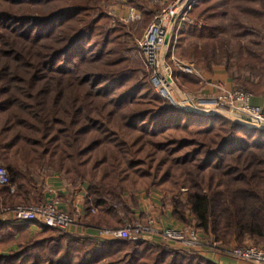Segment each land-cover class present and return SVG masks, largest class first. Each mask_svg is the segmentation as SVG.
<instances>
[{"label": "trees", "instance_id": "obj_1", "mask_svg": "<svg viewBox=\"0 0 264 264\" xmlns=\"http://www.w3.org/2000/svg\"><path fill=\"white\" fill-rule=\"evenodd\" d=\"M116 3L142 19L112 26ZM158 9L147 0H0V163L10 181L0 185V203H43L45 178L58 174L72 189L86 188L95 228L122 227L134 213L129 191L141 190L171 194L174 227L197 219L221 241L220 251L230 239L263 238L264 130L186 112L157 93L137 40ZM228 13L264 27V0H199L189 17L207 24L187 25L182 38L213 43L224 31L214 21ZM187 50L177 56L209 70L197 44ZM238 51L239 71L253 78L245 89L260 88L253 71L264 81V58ZM178 77L204 88L194 75ZM31 224L0 222V264H217L203 254L210 245L187 251L144 239L97 242Z\"/></svg>", "mask_w": 264, "mask_h": 264}, {"label": "built area", "instance_id": "obj_2", "mask_svg": "<svg viewBox=\"0 0 264 264\" xmlns=\"http://www.w3.org/2000/svg\"><path fill=\"white\" fill-rule=\"evenodd\" d=\"M199 0H150L160 6L139 40V45L151 73V80L157 93L174 107L186 112L204 116H219L247 128L264 130V105L253 104V95L242 89H228L212 84L194 66L176 56L179 38L187 23L192 22L189 15ZM128 19H138L133 8L128 9ZM179 74L194 75L202 84L213 85L214 93L200 92L191 95L184 91L178 80ZM183 88V89H182ZM10 183L7 171L0 166V185ZM15 185H10L13 193ZM57 198L50 202L2 206L0 219L43 224L55 230L69 232L76 218L60 209ZM91 213L97 209L90 208ZM151 223V222H149ZM196 233V232H195ZM194 230L181 231L175 228L159 230L153 225L126 222L122 227L98 230L94 240L128 239L132 241L150 240L158 236L162 243L174 247L193 250L202 245L197 241ZM187 237V238H186ZM208 245V244H207ZM223 252L238 260L264 264V249L257 247L223 249Z\"/></svg>", "mask_w": 264, "mask_h": 264}, {"label": "rangeland", "instance_id": "obj_3", "mask_svg": "<svg viewBox=\"0 0 264 264\" xmlns=\"http://www.w3.org/2000/svg\"><path fill=\"white\" fill-rule=\"evenodd\" d=\"M148 3H150V0H147ZM133 8L132 6H126L123 7L119 4H111L109 7L110 15L112 16L111 19V25L114 26L118 23L127 24L130 26L135 25L140 19H142L143 16H139L138 19H128V9ZM134 9V8H133ZM192 22L190 24H195L197 22H200L202 24H207L203 18H195L193 16V19H191ZM152 19L149 21L147 27L151 24ZM214 21V24H219L224 26V31L220 32L216 35L214 38V42H206L204 43L205 39H202L201 37H198L196 35H191L190 33L184 34V37L181 38L180 47L182 48V51L188 49L190 50L191 47H193L194 44H197L199 47V50L201 51L200 54V60L207 61L209 64V70L204 69L203 72H201L196 64V62L192 59H189L188 57L179 58L183 61L193 63L194 66L203 74L205 78H210L208 82H212L211 79H216V82H213L215 86L221 85L226 87L225 83L226 81L230 82L233 85V88L231 89H242L248 93H251L254 97L259 98L262 102H264V81L261 77L260 73L258 71H253L255 74L254 82L257 84H261L260 88H257L255 90H246L245 85H243V81H252L253 78L248 77L247 74H245L246 71H239L240 66L237 64L238 61V53L239 49L242 50V54L244 57L249 58L248 55L250 51L259 54V56L264 58V27H262L263 23L259 21L252 22L249 20V18L245 15H231L226 14L224 16L223 20L218 22ZM259 22V23H258ZM188 24V25H190ZM146 27V28H147ZM146 30V29H145ZM141 38V37H140ZM140 38L137 40L139 43ZM187 50V51H188ZM141 55L143 56V53L141 51ZM146 69L150 72L149 68L147 67L145 58H144ZM242 64V63H241ZM244 63V68L247 67ZM248 69V68H247ZM239 73V81H234L233 76L235 73ZM206 74V75H204ZM238 77V76H237ZM181 83V82H180ZM182 88L186 93L191 95H197L200 93L195 88L192 87H186L181 83ZM228 88V87H226ZM230 89V88H228ZM2 164L0 163V166ZM69 190H73L72 186L70 185ZM41 191L43 192L44 189L42 188ZM141 190H131L129 191V196H133V198L128 197V201L130 202V206L134 209V213L131 214V219L129 220L130 223H140L141 225H153V222H157L159 230H164L166 228H174L173 220L175 219L169 214V204L171 202V194L168 193H161L158 192V195L161 197V203H159V211L149 214L151 210L146 211V207L148 206V202H144L146 199H149L151 196H147L144 193H139ZM184 195L182 196V199L185 200L187 198L186 190H181ZM41 192V193H42ZM262 192V191H261ZM40 196H42V194ZM59 202L61 201V198H57ZM151 199V198H150ZM149 199V200H150ZM32 201V200H31ZM28 204V203H27ZM8 205V204H7ZM14 205V204H9ZM8 205V206H9ZM117 205L121 207L120 203ZM0 206H2V202L0 203ZM92 206V205H90ZM1 208V207H0ZM95 208V207H94ZM164 209V210H163ZM168 210V211H166ZM163 211V212H162ZM171 212V211H170ZM262 215H264V209L260 211ZM128 221V222H129ZM151 222V223H149ZM179 222V221H178ZM181 231H186V229L189 231L194 230L195 235H197V241L201 242L202 245L195 246L194 249H205L208 245V247L213 249H218L221 247V241L216 240L215 236L212 234L211 229H209L207 232L199 227V222L195 218H191L189 216V219L186 221H181ZM100 229H109V228H96V230ZM201 232L202 235L205 236V238L199 233ZM187 238V237H186ZM233 244H230L231 247H228L227 249H233V248H249V247H257L264 249V237L263 238H256L250 235L244 236L242 241L240 243H235L233 239ZM208 244V245H207ZM238 246V247H237Z\"/></svg>", "mask_w": 264, "mask_h": 264}, {"label": "crops", "instance_id": "obj_4", "mask_svg": "<svg viewBox=\"0 0 264 264\" xmlns=\"http://www.w3.org/2000/svg\"><path fill=\"white\" fill-rule=\"evenodd\" d=\"M190 24L187 23L186 26ZM191 25V24H190ZM185 26V27H186ZM183 32V31H182ZM180 34L179 38V44H178V50L181 45V38H182V33ZM177 50V51H178ZM177 55V52H176ZM206 75V74H204ZM179 76V75H178ZM209 80L210 78H206ZM179 80V77H178ZM212 84L213 82H216V79H211ZM179 82H181L179 80ZM226 87L228 88H233V85L226 81L225 83ZM203 93H214L215 88L213 85H205L204 88L201 91ZM253 104L257 105H264V102H262L259 98L253 97L252 100ZM70 185L65 182L64 179L58 174H51L50 176H47L45 178V184L43 186L44 191L42 192L40 190V193L42 194V201L43 202H50L51 200L55 198H61L59 207L61 210L66 211L70 214H72L76 218L75 224H73L70 229H69V234L73 235L76 238H85V237H91L94 239V237L98 236V230H96L95 226L88 220L87 217V204H86V196H87V190L84 186H81L80 188L69 190ZM151 198V199H150ZM149 199H146L144 202H148V206L146 207V211L151 210L149 214H153L157 211H159V203H161V197L158 195V193H154ZM33 202V201H32ZM164 210V209H163ZM170 210V209H169ZM168 211V210H166ZM163 212V211H162ZM171 215V212H168ZM0 222H8V221H3L0 219ZM173 223L174 220H173ZM39 223H33L31 224V230L32 231H37ZM155 224V228L158 225L157 222H153ZM175 229L181 230L182 228L180 225H175ZM104 228V227H103ZM158 228V227H157ZM186 231H188L186 229ZM150 240L153 241H159L162 242L161 239L158 236H153ZM174 247H180L179 244H176ZM182 249V248H181ZM194 250V249H193ZM189 251V250H187ZM204 256L211 260L214 263L217 264H255L252 262H247L244 260H238L236 258H233L227 254H225L223 251H220L218 249H213V248H208L203 250Z\"/></svg>", "mask_w": 264, "mask_h": 264}]
</instances>
